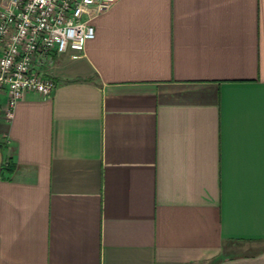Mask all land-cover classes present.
<instances>
[{"label": "crops", "instance_id": "obj_1", "mask_svg": "<svg viewBox=\"0 0 264 264\" xmlns=\"http://www.w3.org/2000/svg\"><path fill=\"white\" fill-rule=\"evenodd\" d=\"M0 102V264H264V0H118Z\"/></svg>", "mask_w": 264, "mask_h": 264}, {"label": "built area", "instance_id": "obj_2", "mask_svg": "<svg viewBox=\"0 0 264 264\" xmlns=\"http://www.w3.org/2000/svg\"><path fill=\"white\" fill-rule=\"evenodd\" d=\"M118 0H9L0 8V102L11 121L24 93L50 99L57 83L44 73L68 51L79 58L96 37L93 21Z\"/></svg>", "mask_w": 264, "mask_h": 264}, {"label": "rangeland", "instance_id": "obj_3", "mask_svg": "<svg viewBox=\"0 0 264 264\" xmlns=\"http://www.w3.org/2000/svg\"><path fill=\"white\" fill-rule=\"evenodd\" d=\"M9 0H0V8H3L6 6Z\"/></svg>", "mask_w": 264, "mask_h": 264}]
</instances>
